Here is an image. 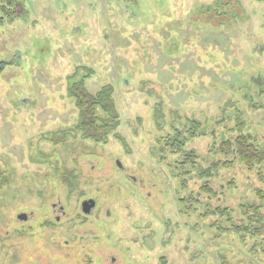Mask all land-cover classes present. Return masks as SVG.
I'll return each mask as SVG.
<instances>
[{"label": "rangeland", "instance_id": "rangeland-1", "mask_svg": "<svg viewBox=\"0 0 264 264\" xmlns=\"http://www.w3.org/2000/svg\"><path fill=\"white\" fill-rule=\"evenodd\" d=\"M19 1L0 24V264H264L259 246L250 257L189 233L203 223L179 213L177 182L150 155L191 121L199 155L237 122L264 138V105L252 108L264 104V0ZM81 79L91 94L112 88L123 143L50 142ZM218 172L220 205L251 200L255 173L238 161Z\"/></svg>", "mask_w": 264, "mask_h": 264}, {"label": "trees", "instance_id": "trees-1", "mask_svg": "<svg viewBox=\"0 0 264 264\" xmlns=\"http://www.w3.org/2000/svg\"><path fill=\"white\" fill-rule=\"evenodd\" d=\"M19 8H21L19 0H0V24L5 18L13 19ZM7 66L8 63L0 61V75ZM66 92L67 98L72 102L74 117L65 126L66 132L60 129V133H54L51 143L61 144L68 137L76 139L77 135L80 139L95 144H106L110 137L120 143L124 142L118 132L121 121L111 87H103L96 94H91L84 87V79H81L68 86ZM263 105L253 104L252 108L258 111ZM98 111L105 116H100ZM190 124L191 127L188 128L172 127L168 135L156 139V147H152L154 152L150 153L153 159L157 160L156 166H164L169 177L177 182V193L183 195L178 198L183 205V210L179 213L183 216L193 214L197 216L201 224L203 223V226H196L193 231L188 232L195 233L199 239H205V244L210 243V240L221 244L220 239L221 241L235 239L238 249H241L239 251H243L250 257L256 254L259 246L262 250L260 254L264 256V138L251 133L249 128L242 130V127L246 125L244 121L240 124L237 122L234 128L237 127L238 130L235 129L234 137L221 136L208 145V151L205 154L199 155L192 143L205 134L197 131L199 125L196 121H191ZM234 128L232 127L231 130ZM168 158L171 159L170 162H167ZM234 161H238L251 174L255 173L254 178L258 185L250 186L251 200L242 201L241 198L240 203L232 208L228 204H219L217 199L223 200L226 198V193L221 192L220 182H215L213 179L218 176L220 181L218 169L232 165ZM67 174L70 178L71 172ZM155 175L158 176L157 172ZM7 185L6 179L0 182V188ZM72 185L75 187V184ZM193 188H196L195 192L190 190ZM47 224L50 223L47 222ZM178 228L183 230L181 225ZM202 232L204 233L201 234ZM186 238L189 237L186 236ZM227 244L223 246L230 248L231 244ZM213 257L220 264H228L226 260H223L226 258L224 255L219 257L218 253H214Z\"/></svg>", "mask_w": 264, "mask_h": 264}, {"label": "water", "instance_id": "water-1", "mask_svg": "<svg viewBox=\"0 0 264 264\" xmlns=\"http://www.w3.org/2000/svg\"><path fill=\"white\" fill-rule=\"evenodd\" d=\"M117 165H118V167H120L119 166V164L117 163ZM94 201L93 200H89V201H85V202H83L82 203V208H83V212L85 213V214H87L88 212H89V210L92 208V207H94ZM85 207V208H84ZM19 219H25L26 217H25V215H21V216H19L18 217Z\"/></svg>", "mask_w": 264, "mask_h": 264}, {"label": "flooded vegetation", "instance_id": "flooded-vegetation-1", "mask_svg": "<svg viewBox=\"0 0 264 264\" xmlns=\"http://www.w3.org/2000/svg\"><path fill=\"white\" fill-rule=\"evenodd\" d=\"M89 200H91V199H90V198H89V199H84V200L81 202V204H80L81 212H83L82 203L85 202V201H89ZM55 207H56V205H53V206H52V209H54ZM84 208H85V207H84ZM93 208H94V207H92V208L89 210V212H88L87 214H85L84 212H83V214H84V215H88V214L93 210ZM61 209H62V208H60V210H61Z\"/></svg>", "mask_w": 264, "mask_h": 264}]
</instances>
